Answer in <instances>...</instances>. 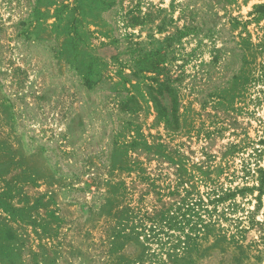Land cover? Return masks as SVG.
<instances>
[{"label": "rangeland", "instance_id": "374dc122", "mask_svg": "<svg viewBox=\"0 0 264 264\" xmlns=\"http://www.w3.org/2000/svg\"><path fill=\"white\" fill-rule=\"evenodd\" d=\"M262 4L0 0V264H172L118 224L241 188L182 261L264 264V224L230 236L264 222Z\"/></svg>", "mask_w": 264, "mask_h": 264}, {"label": "trees", "instance_id": "16d2710c", "mask_svg": "<svg viewBox=\"0 0 264 264\" xmlns=\"http://www.w3.org/2000/svg\"><path fill=\"white\" fill-rule=\"evenodd\" d=\"M257 10L264 15V4L260 5ZM255 172L258 174L257 179L260 184L252 187V189L259 191L257 199L261 202V195L264 193V166L258 167ZM251 174L249 169L246 176ZM244 189L246 188L238 190L229 189L222 191V193H217V191L214 190L213 194L218 196L209 197V199H207L208 203L202 197H193L191 190L185 189V194H183L179 200L174 201L171 206L157 209L153 213L147 211L141 213L138 218V224L132 226L130 231H126V226L121 227L120 224H118V230H115L113 236L114 238L122 236L125 239L142 237L147 241L144 245L145 250L148 248L153 249L152 246L154 242L158 245V247L153 249L154 251H148L149 254L156 255L160 253L166 255L168 259L172 261V264H186L182 260L185 255L184 253L190 248V242L201 237V234L206 235L211 228L219 222V220H217L218 218L214 217L217 208H211L209 202L218 203L226 201L228 198L235 195L236 192H242ZM248 215V220H244L243 218L235 219L236 230L230 235L232 239H236L237 234L247 229L246 222L251 224H264L263 221L255 218L254 210H250ZM221 216L225 219L228 218L225 211L222 212ZM171 230L173 232H171ZM176 230L178 234L182 232V236L176 235L174 238V231ZM218 230V237L220 239L228 236L226 228L222 225H219ZM165 262L167 261H160V264Z\"/></svg>", "mask_w": 264, "mask_h": 264}]
</instances>
